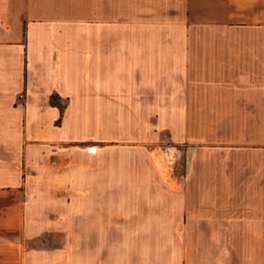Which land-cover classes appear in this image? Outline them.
Here are the masks:
<instances>
[{"label":"crops","instance_id":"obj_1","mask_svg":"<svg viewBox=\"0 0 264 264\" xmlns=\"http://www.w3.org/2000/svg\"><path fill=\"white\" fill-rule=\"evenodd\" d=\"M51 93L56 141H99L111 118L112 139L145 143L158 118L169 141L195 135L189 165L224 167L189 173L190 196L238 205L157 204L189 190L137 144H41ZM44 185L53 200L28 204ZM0 264H264V0H0Z\"/></svg>","mask_w":264,"mask_h":264},{"label":"rangeland","instance_id":"obj_2","mask_svg":"<svg viewBox=\"0 0 264 264\" xmlns=\"http://www.w3.org/2000/svg\"><path fill=\"white\" fill-rule=\"evenodd\" d=\"M123 9L125 8L121 7V13H123L122 12ZM47 104L53 107H56L58 109V115L52 120H50L51 122H49V125H51L50 127L51 131L50 130L45 131V133H41L36 136V139H38L41 144L51 143V141H55L56 143V142L65 140L66 142L64 144H58L59 146L57 145L58 148H63L60 150L63 152L71 151L75 149L74 148L75 145L84 147L89 152H95V150H97L99 147L100 148L104 147V149H109L106 152L108 154L105 155L107 159L109 160H111V158L116 159V157L119 156V153L121 154L120 156L124 158L132 157V155L128 152V149H129L128 146H130L129 144H132V145L137 144L140 147H142L141 150H144L143 148H145L147 153L149 152L150 157L154 161V170L157 172L159 176H161V179L166 181L167 185H173L174 182H178L182 180L184 181L185 186L187 185L186 188L189 190L188 191L189 196L184 197V199H182L181 201L180 199L174 198V196H168L163 199H157V200L153 199L154 201H157V204H161L162 202L165 204H171V202L173 201L175 202V204L178 202V204L182 203L185 206H192L195 204L217 205V204H225L226 201H231V204L238 205V202H239L238 195L233 196V198L231 199L225 198L224 192L219 191V190L216 191L217 187L214 188V191L205 190L204 192H202V193L209 194L207 196H202L200 198H195V197L190 196L194 192L193 190L194 188L192 187V181H191L193 180L194 176L190 177L192 173H195L196 175H198L199 178H202L203 175H207L206 172H208V169L212 171V176L218 174L216 171L222 170L223 172V169H224L223 166H219V165H210V166H207V165L191 166L189 165V161L187 158L188 157L190 159L195 158V135H193L191 139L184 141V142L169 141L165 138L166 136L162 135V133L159 130L160 119L155 118L153 119V130H155L158 127L157 130L159 131V133L156 134V130H155V134H153V140L151 141H147L144 143L143 140H140V142H136V141H129L127 140V138L122 139V140L112 139L111 137H113V135L111 133V129H112L111 118H105L103 119V124L100 125L99 127L103 129V137H102L103 139H100L99 141H95L92 139L102 134H89L87 135L89 136L88 139H85L82 137L80 138L71 137L72 134L71 135L63 134L64 137H66L67 135V138L64 140L61 139V140L56 141V139H60L58 130L59 128H61V125H62L61 113H62L63 107L65 106V102L64 100H61V98L58 95L51 93L49 95ZM134 121L135 123H139L138 125H143L146 119L136 118L134 119ZM169 123H171V119H169ZM55 128H56V132L53 131V129ZM93 128H95V126H93ZM141 128L142 127L137 126V130H140ZM75 136L79 137V135H75ZM110 149L111 150L115 149V151L117 152H114L113 154L112 152H110ZM196 152L200 155L205 154V156L203 157L207 156V157L215 158L214 156L217 155L216 150H209V149L206 150L205 149V150H197ZM207 154L208 155L210 154V156H208ZM64 156H67V155L64 154ZM124 167L128 168L129 166H123V168ZM232 168H233V171H236L238 175V167H232ZM189 173L190 175L189 177H187ZM105 174H108V173L105 171ZM199 175H202V176H199ZM160 185L166 187L164 182L162 183L160 182ZM233 185H234V189L238 191V178H237V181L232 182V186ZM41 188L42 189L39 191V193L42 196V198H39V199L29 198L30 201L28 204H49L50 200H53L48 197L47 186L44 185ZM237 191L233 190V193H238ZM136 200L138 201V199ZM72 204H74V202H72Z\"/></svg>","mask_w":264,"mask_h":264},{"label":"built area","instance_id":"obj_3","mask_svg":"<svg viewBox=\"0 0 264 264\" xmlns=\"http://www.w3.org/2000/svg\"><path fill=\"white\" fill-rule=\"evenodd\" d=\"M18 97H20V95H18Z\"/></svg>","mask_w":264,"mask_h":264}]
</instances>
